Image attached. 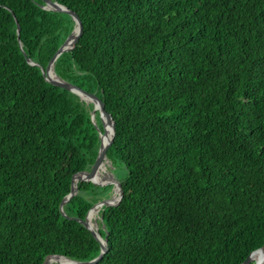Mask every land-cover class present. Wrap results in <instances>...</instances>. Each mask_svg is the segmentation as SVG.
I'll use <instances>...</instances> for the list:
<instances>
[{"label": "trees", "instance_id": "1", "mask_svg": "<svg viewBox=\"0 0 264 264\" xmlns=\"http://www.w3.org/2000/svg\"><path fill=\"white\" fill-rule=\"evenodd\" d=\"M51 1L82 25L54 74L114 123L106 159L122 197L94 218L97 264H241L264 241V0ZM43 7L0 0V264L95 259L76 219L114 195L78 183L72 219L58 212L102 125L43 77L74 28Z\"/></svg>", "mask_w": 264, "mask_h": 264}, {"label": "water", "instance_id": "2", "mask_svg": "<svg viewBox=\"0 0 264 264\" xmlns=\"http://www.w3.org/2000/svg\"><path fill=\"white\" fill-rule=\"evenodd\" d=\"M41 1L44 2V7H43L44 9L49 10V11L65 13V14L69 15L74 22V28H73L70 36L59 47V49L56 51L54 56L49 60L46 68H44V69L41 68L42 75H43L45 81L48 82L49 84H51L55 87L67 90V91L79 96V98L81 100L85 101L86 103L93 104V111L91 112L90 120L93 121L95 112H98L99 113V119H100V122L102 125V131L98 130V138H99L100 142H99L98 153H97V156H96V159H95L93 165L91 166V168L88 172H81L78 175H75L72 177V179L70 180L69 185H68L69 192L65 196V198L62 200L61 204L59 205L58 212L63 217H65L67 219H72V218L66 216L65 213L63 212V210L70 204L72 197L75 195V191H76V187H77L78 183L89 182L94 186H104L107 184H112L114 186V188H113L114 195L112 196V199L101 201V202L95 204L88 211V213L84 219H82V220L76 219V221L78 223L82 224L84 226V228L90 232L92 237L99 244V247H100L99 255L95 259L90 260V261H86V262L72 261V260H69L63 256H50L43 262V264H46L49 259L51 260V263L60 264L56 261L57 258H62L64 260L68 261L70 264H97L106 253V241H105V239L101 238V236L98 233L96 226H94L93 223H91L90 220L88 219V215L91 211H94L95 214H97L101 207H108V206L110 207V206H115L116 204H118L121 200V197H122V188H121V185L117 181H114V180L107 181L104 183H95V182L91 181L90 178L96 172H98L99 169H101V166L103 164H105L107 162L106 153H107V150H108L109 146L111 145V143L114 139V123H113L110 115L105 111L104 104L99 99H97L94 95H92V94H90V93H88V92H86V91H84V90H82V89H80L74 85H71L69 83L64 82L63 80H61L60 78H58L54 74V71H53L54 61L56 60V58L61 53L66 52V51H70L74 47L75 43L78 41V39L80 38V36L82 34V25H81V22H80L79 18L77 17V15L75 13H73L72 11L68 10L66 7H64V6H62L56 2H53L51 0H41ZM15 22L17 24L16 20H15ZM16 32L18 35L19 34L18 25H17ZM19 47H21L20 43H19ZM26 61L29 65H32V66L35 65L29 59H27ZM106 127H110L111 139L103 144L102 143V136L105 134V128ZM74 180H75V185L72 188L71 183ZM253 255L259 256L258 261H256L254 264H264V241H263L262 245L258 249L251 252L244 259V261L241 264H246L247 260Z\"/></svg>", "mask_w": 264, "mask_h": 264}, {"label": "bare ground", "instance_id": "3", "mask_svg": "<svg viewBox=\"0 0 264 264\" xmlns=\"http://www.w3.org/2000/svg\"><path fill=\"white\" fill-rule=\"evenodd\" d=\"M110 139H111V130H110V127H106V128H105V134L102 136V143L104 144V143H106L107 141H109ZM102 174H106V172H105V164H103V165L101 166V169H99L98 172H96V173L90 178V180L93 181V182H95V183H104V182H100V181H98V180L96 179V175L102 178V177H103ZM102 179H103V178H102ZM103 180H104V179H103ZM105 181H106V180H105ZM71 185H72V188H73L74 185H75V180L71 183ZM94 216H95V212H94V211H91L90 214L88 215V219L90 220L91 223H93V218H94ZM93 225L95 226L94 223H93ZM255 256H257V255H254V257H255ZM254 257H250V258L247 260L246 264H249V263L253 260ZM56 261H57L58 263H60V264H70L68 261H66V260H64V259H62V258H57ZM46 264H51V260L49 259V260L47 261Z\"/></svg>", "mask_w": 264, "mask_h": 264}, {"label": "rangeland", "instance_id": "4", "mask_svg": "<svg viewBox=\"0 0 264 264\" xmlns=\"http://www.w3.org/2000/svg\"><path fill=\"white\" fill-rule=\"evenodd\" d=\"M94 122V121H93ZM117 168L114 169L113 167L110 166V163L109 161L107 160V162L105 163V172L106 174H102L103 175V179L106 180L105 182L107 181H119V175L117 173ZM106 197V196H104ZM111 198V193L108 195L107 199H110ZM96 216H94L95 218ZM94 218H93V223H94Z\"/></svg>", "mask_w": 264, "mask_h": 264}, {"label": "built area", "instance_id": "5", "mask_svg": "<svg viewBox=\"0 0 264 264\" xmlns=\"http://www.w3.org/2000/svg\"><path fill=\"white\" fill-rule=\"evenodd\" d=\"M95 216H96V214H95Z\"/></svg>", "mask_w": 264, "mask_h": 264}]
</instances>
